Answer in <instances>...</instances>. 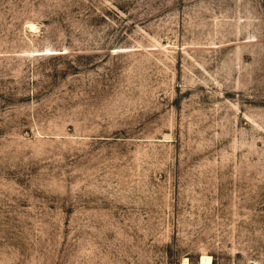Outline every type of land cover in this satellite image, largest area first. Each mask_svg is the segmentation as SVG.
Returning a JSON list of instances; mask_svg holds the SVG:
<instances>
[{"label": "rangeland", "instance_id": "obj_1", "mask_svg": "<svg viewBox=\"0 0 264 264\" xmlns=\"http://www.w3.org/2000/svg\"><path fill=\"white\" fill-rule=\"evenodd\" d=\"M203 255L264 264V0H0V264Z\"/></svg>", "mask_w": 264, "mask_h": 264}, {"label": "bare ground", "instance_id": "obj_2", "mask_svg": "<svg viewBox=\"0 0 264 264\" xmlns=\"http://www.w3.org/2000/svg\"><path fill=\"white\" fill-rule=\"evenodd\" d=\"M31 25V24H30ZM34 25V23H33ZM32 26V25H31ZM33 28V27H32ZM34 29V28H33ZM184 262V261H183ZM185 263V262H184ZM200 264H213L212 256L211 255H203L201 260L199 261ZM198 263V264H199ZM191 264V263H190ZM260 264V263H255Z\"/></svg>", "mask_w": 264, "mask_h": 264}]
</instances>
